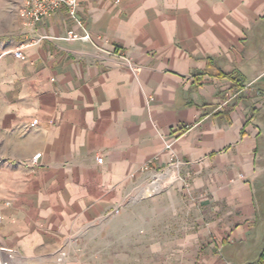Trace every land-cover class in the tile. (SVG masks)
I'll return each instance as SVG.
<instances>
[{
  "label": "crops",
  "instance_id": "1",
  "mask_svg": "<svg viewBox=\"0 0 264 264\" xmlns=\"http://www.w3.org/2000/svg\"><path fill=\"white\" fill-rule=\"evenodd\" d=\"M79 15L94 44L61 9L0 50L2 263L264 264V0Z\"/></svg>",
  "mask_w": 264,
  "mask_h": 264
},
{
  "label": "built area",
  "instance_id": "2",
  "mask_svg": "<svg viewBox=\"0 0 264 264\" xmlns=\"http://www.w3.org/2000/svg\"><path fill=\"white\" fill-rule=\"evenodd\" d=\"M79 6L80 0H23L21 6L18 9V17L20 21L21 29L28 34H33L36 31L37 25L47 16L55 14L61 9H64L67 13L69 20L72 23V26L67 29L63 39L66 41H80L85 43L94 44V39L91 34L86 29L82 18L79 15ZM41 38V37H40ZM40 38L33 40V42H38ZM13 54L22 58L23 53L21 48H17L13 51ZM119 58L125 59L122 54H114ZM128 66L136 71L137 68L133 67L129 62ZM175 139L170 140L166 144V148L169 149L175 142ZM40 156L36 154L33 157L32 162L35 163V160ZM97 162H102V157H96ZM178 165L174 164L169 168L151 170L149 178L147 180L146 192L158 193L166 185L171 184L176 180H180L179 173L177 172ZM185 183V180H183ZM186 184V183H185ZM187 186V185H186ZM187 189V187H186ZM188 190V189H187ZM119 209L113 211L114 214L118 213ZM65 251H59L57 256V261L63 263L66 260ZM262 261L264 262V249L262 251ZM2 264H8L4 262ZM230 264V263H225Z\"/></svg>",
  "mask_w": 264,
  "mask_h": 264
},
{
  "label": "rangeland",
  "instance_id": "3",
  "mask_svg": "<svg viewBox=\"0 0 264 264\" xmlns=\"http://www.w3.org/2000/svg\"><path fill=\"white\" fill-rule=\"evenodd\" d=\"M22 1L23 0H0V50L4 51L14 46V44L18 42L19 37L23 34L18 17V9ZM178 181L179 179L168 185H172ZM163 190L164 188L160 192L162 193ZM145 194L147 196L155 193L146 192Z\"/></svg>",
  "mask_w": 264,
  "mask_h": 264
},
{
  "label": "water",
  "instance_id": "4",
  "mask_svg": "<svg viewBox=\"0 0 264 264\" xmlns=\"http://www.w3.org/2000/svg\"><path fill=\"white\" fill-rule=\"evenodd\" d=\"M0 264H2V261H1V259H0Z\"/></svg>",
  "mask_w": 264,
  "mask_h": 264
}]
</instances>
